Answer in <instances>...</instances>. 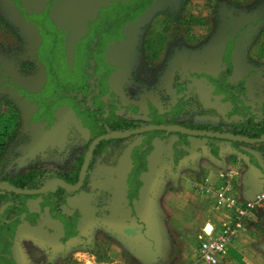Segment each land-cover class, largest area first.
I'll return each instance as SVG.
<instances>
[{"label":"rangeland","instance_id":"374dc122","mask_svg":"<svg viewBox=\"0 0 264 264\" xmlns=\"http://www.w3.org/2000/svg\"><path fill=\"white\" fill-rule=\"evenodd\" d=\"M128 1L0 0V137L3 118L11 113L3 103L15 105L20 125V138L5 152L0 178L33 163L69 169V150L84 145L93 130L67 93L84 92L91 65L100 92L96 104L107 119L168 122L173 115L178 123H233L238 117L227 114L217 91L224 83H242L251 107L264 101V0H151L134 20L107 29L123 19V3ZM178 96L183 99L178 101ZM141 140L136 135L109 145L94 158L92 169L105 162L123 182L129 150ZM177 143L175 136L153 140L148 160L167 167L172 150H177L182 166L193 167ZM91 175L92 170L87 183ZM82 191L93 197L99 212L109 214L94 219L74 210L77 232L86 237L63 243L68 251L62 256L31 252L23 241L27 225L22 222L11 239L15 264H84L87 259L76 255L78 250L89 251L94 262L105 256L112 247L109 235L123 225L125 203L106 192L88 193L87 184ZM4 206L0 204V212ZM254 237L256 244H241V253L250 264H264V237ZM147 249L146 255H159ZM235 264L247 263L241 256Z\"/></svg>","mask_w":264,"mask_h":264},{"label":"crops","instance_id":"0c3cea01","mask_svg":"<svg viewBox=\"0 0 264 264\" xmlns=\"http://www.w3.org/2000/svg\"><path fill=\"white\" fill-rule=\"evenodd\" d=\"M187 141L189 146L180 147V150H183L181 155L191 160L193 167L182 166L180 155L176 154L177 150L172 149L170 164L167 167L153 165L151 158L147 159L146 169L139 176L141 186L137 196L132 200L126 197L127 177L123 182L119 181L115 178L116 173L112 172L114 167L105 162L92 169L91 179L87 183L90 188L88 193L98 190L122 197L125 203L123 225L114 228L116 235L114 233L109 235L112 247L104 257L102 256V261L94 262L88 257L89 251L78 250L75 254L87 259L82 263L177 264L175 262L177 260L179 264H191L196 257L195 263L205 264L198 261L197 253L200 246L198 236L203 231L209 232L210 229L220 227L226 221L227 215L224 211L213 209V200L199 192L198 188L230 187L241 198H252L257 189H264V142L254 145H232L224 141L212 146L210 153L207 138L188 137ZM126 166L129 174L131 163ZM229 169L235 171V176L228 180L223 175ZM118 190L120 192H117ZM40 203V199L26 202L29 212L40 214L41 219L39 226L26 223L23 241L31 252L38 251L43 254L46 251L48 254L55 251L62 256L68 251L67 246L63 244L67 240L79 238L84 241L86 236L79 231L63 241L62 223L53 219L47 208L41 211ZM70 204L73 208L69 207ZM143 205L147 209L146 212H143ZM66 207L71 211L79 210L83 216L94 219L109 214L99 212L93 203V197L83 193L82 189L67 198ZM206 219H210L211 223H204ZM257 220L251 221L244 232L232 241L226 253L229 258L225 257L221 264H235L241 256L245 263L250 264L247 255L241 253L245 246L241 244L251 246L256 244L255 234L264 237V215ZM151 221L153 223L150 226L148 224ZM156 223L158 226H155ZM38 238L39 244L36 245ZM237 242L239 244L235 245ZM142 247L147 251L148 247L151 253L157 251L159 255L155 257L151 254L146 255L147 251ZM261 248L264 253V246ZM105 259H108L107 262Z\"/></svg>","mask_w":264,"mask_h":264},{"label":"trees","instance_id":"16d2710c","mask_svg":"<svg viewBox=\"0 0 264 264\" xmlns=\"http://www.w3.org/2000/svg\"><path fill=\"white\" fill-rule=\"evenodd\" d=\"M151 0H132L123 3V19L115 20L114 23L108 24L107 29L115 27L114 25L125 24L128 21L134 20L140 14ZM264 36V33H263ZM263 54H264V41H263ZM91 71L87 74V81L83 91H74L67 93L70 99H74L76 106L88 116L86 125L92 128V137L82 145L79 149L74 147L68 153L69 169H55L52 167L40 166L38 163H33L26 170L15 175L5 173L0 178V182H5L9 186L23 191H34L42 189L51 180L58 179L68 185H76L79 179V173L85 159L87 149L91 141L101 135L111 132L126 133L136 129H141L150 126H180L192 132H211L227 134L247 139H260L264 137V101L258 102L254 107L247 105L248 97L246 89L242 83H224L217 87V91L222 95L221 100L229 108V115L237 116L238 119L233 123H218V124H202L194 122L178 123L172 115L168 122L163 119H155L153 122H140L131 119H121L111 116L109 119L103 117V112L96 104L97 97L99 96L98 77L95 75V66L91 65ZM229 70V67L227 68ZM183 98L178 96V101ZM5 108H8L11 113L9 116L3 118L5 129L0 137V166L5 165V152L11 147L16 145L19 135L18 123V110L15 105L3 103ZM176 108V107H175ZM142 138L138 145L132 147L129 153V160L131 163V170L127 176V199L132 200L137 196V192L141 186L139 176L145 171L147 164L148 154L151 150V143L156 139L168 138L175 136L178 143L175 146H187L188 135L180 132H173L168 130H155L145 132L138 135ZM133 137V136H132ZM128 138H112L102 140L96 144L90 161L87 165L84 180L80 188L76 191H67L58 186L54 191L48 192L43 195H20L10 191L0 190V204L5 206L0 212V264H15L12 260L10 248L11 239L15 234L16 228L22 222H26L31 226H39L41 219L40 214L29 212L26 206V200L29 198H41L40 208L41 211L47 208L51 217L62 223L64 229L63 241L77 234L78 213L71 211L66 207V200L68 197L74 195L79 190L83 189L87 184L90 172L93 167L94 158L111 144L124 143L130 140ZM2 138V139H1ZM209 141L208 149L211 153L212 146L221 142H229L232 145L246 144L254 145L258 143H242L235 140H225L217 138H207ZM178 152V151H177ZM100 191L93 190L92 194H98Z\"/></svg>","mask_w":264,"mask_h":264},{"label":"built area","instance_id":"2783aa9c","mask_svg":"<svg viewBox=\"0 0 264 264\" xmlns=\"http://www.w3.org/2000/svg\"><path fill=\"white\" fill-rule=\"evenodd\" d=\"M226 179L235 176V171L229 169L223 175ZM199 192L213 200V209L224 211L226 221L218 228L203 231L198 236V261L205 264H221L229 246L245 227L258 217L264 215V189H257L250 199H243L235 194L230 187H199Z\"/></svg>","mask_w":264,"mask_h":264},{"label":"water","instance_id":"95a60500","mask_svg":"<svg viewBox=\"0 0 264 264\" xmlns=\"http://www.w3.org/2000/svg\"><path fill=\"white\" fill-rule=\"evenodd\" d=\"M159 129L173 131V132H180V133H183L185 135H188L189 137H203V138H217V139H225V140H235V141H239L242 143H248V144L264 142V137H262L260 139H247V138H240L237 136L220 134V133L192 132V131L186 130L180 126H172V125H169V126H165V125L150 126V127H145V128H141V129H136V130L126 132L123 134L119 133V132H111V133H108L105 135L98 136L97 138L92 140L91 143L89 144L85 159L83 161V164H82V167H81V170L79 173V179H78V182L76 185H68V184L63 183L62 181H60L58 179H55V180L49 181L47 183V185L45 187H43L42 189L34 190V191H23V190L11 187L5 182H0V190L10 191V192H14V193H17L20 195H30V196L46 194L48 192L54 191V189L57 188L58 186H60L61 188H63L64 190H67V191H76L80 188V186L84 180L85 172L87 170V165L90 161L93 150H94L97 143H99L102 140H107V139H112V138H128V137L136 136V135H139V134H142L145 132L155 131V130H159ZM207 227H209V225Z\"/></svg>","mask_w":264,"mask_h":264}]
</instances>
